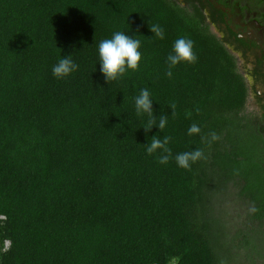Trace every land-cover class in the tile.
<instances>
[{
    "label": "trees",
    "instance_id": "1",
    "mask_svg": "<svg viewBox=\"0 0 264 264\" xmlns=\"http://www.w3.org/2000/svg\"><path fill=\"white\" fill-rule=\"evenodd\" d=\"M116 31L141 60L106 82L98 44ZM181 37L196 59L169 69ZM70 52L78 70L55 77ZM145 88L151 116L136 112ZM246 100L232 56L175 0H0V264H224L214 197L231 183L250 206L241 247L264 259V140L242 130ZM153 136L167 152H147Z\"/></svg>",
    "mask_w": 264,
    "mask_h": 264
},
{
    "label": "flooded vegetation",
    "instance_id": "2",
    "mask_svg": "<svg viewBox=\"0 0 264 264\" xmlns=\"http://www.w3.org/2000/svg\"><path fill=\"white\" fill-rule=\"evenodd\" d=\"M175 2L201 16L234 59L247 86L246 104L239 114L242 130L255 134L253 140H264V0Z\"/></svg>",
    "mask_w": 264,
    "mask_h": 264
},
{
    "label": "clouds",
    "instance_id": "3",
    "mask_svg": "<svg viewBox=\"0 0 264 264\" xmlns=\"http://www.w3.org/2000/svg\"><path fill=\"white\" fill-rule=\"evenodd\" d=\"M149 30L156 37L164 38V29L157 24H151L148 22ZM128 31H116L112 34L111 38L103 39L98 44V56H99V72L104 77L105 81L116 80L125 75L128 69L135 70L139 66L141 60V52L139 51L141 42L136 39L135 36L127 34ZM72 53L62 55L58 62L53 65L52 73L57 78H63L69 76L71 73L78 70L79 65L72 58ZM196 57L193 53V41L184 37L178 38L173 46L172 51L167 56L169 63V69L176 66L181 61H193ZM167 75L171 77V70ZM153 101L150 98L148 89H142L138 96L135 97V107L138 115L147 113L152 115ZM166 119L162 118L157 125L155 121H150L149 126L145 128L149 131L154 125L159 129H163L166 125ZM198 127L194 124L189 128V134L198 132ZM168 143V138L165 137L163 141L155 138L147 147L149 154L153 153L157 149H164L168 151L165 145ZM202 156L200 150H194L191 152L179 153L176 156V161L181 167H189L190 162H195ZM167 156L161 158L162 162H166ZM255 209H253L254 211Z\"/></svg>",
    "mask_w": 264,
    "mask_h": 264
},
{
    "label": "rangeland",
    "instance_id": "4",
    "mask_svg": "<svg viewBox=\"0 0 264 264\" xmlns=\"http://www.w3.org/2000/svg\"><path fill=\"white\" fill-rule=\"evenodd\" d=\"M215 216L219 218L223 231V243L229 256L223 253L224 264H264V259H256L248 248L241 247L247 228L250 206L238 196L234 184H230L226 193L214 197ZM9 245V242L6 243Z\"/></svg>",
    "mask_w": 264,
    "mask_h": 264
}]
</instances>
